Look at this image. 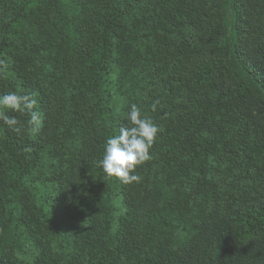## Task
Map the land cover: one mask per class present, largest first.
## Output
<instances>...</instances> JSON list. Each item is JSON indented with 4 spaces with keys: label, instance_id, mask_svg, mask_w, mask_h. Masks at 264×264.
Returning a JSON list of instances; mask_svg holds the SVG:
<instances>
[{
    "label": "trees",
    "instance_id": "trees-1",
    "mask_svg": "<svg viewBox=\"0 0 264 264\" xmlns=\"http://www.w3.org/2000/svg\"><path fill=\"white\" fill-rule=\"evenodd\" d=\"M0 59L42 118L0 120V264H264V0H0ZM132 104L161 130L125 185Z\"/></svg>",
    "mask_w": 264,
    "mask_h": 264
},
{
    "label": "clouds",
    "instance_id": "clouds-1",
    "mask_svg": "<svg viewBox=\"0 0 264 264\" xmlns=\"http://www.w3.org/2000/svg\"><path fill=\"white\" fill-rule=\"evenodd\" d=\"M7 68V62L0 59V72ZM37 103L34 93L9 92L0 96V120L9 129L21 134L25 124L16 116L8 115L6 110L27 115V131L34 136L42 130L41 113L35 110ZM159 103L156 100L152 104V111ZM127 120L129 123L120 126L118 134L106 140L103 158L97 162L107 176H114L125 185L141 181L142 177L135 174L136 169L152 159L150 149L161 130L150 117L142 115L136 104L130 106ZM24 151L31 152L32 149L25 148Z\"/></svg>",
    "mask_w": 264,
    "mask_h": 264
}]
</instances>
